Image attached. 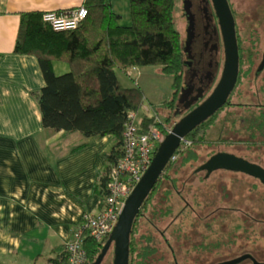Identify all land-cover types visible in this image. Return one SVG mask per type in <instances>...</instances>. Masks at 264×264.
Segmentation results:
<instances>
[{"label": "trees", "instance_id": "obj_1", "mask_svg": "<svg viewBox=\"0 0 264 264\" xmlns=\"http://www.w3.org/2000/svg\"><path fill=\"white\" fill-rule=\"evenodd\" d=\"M175 2L176 0H129L131 21L125 24L119 22L121 14L114 10L111 0H84L87 15L76 27L68 29L53 28L42 18V10H29L20 14L14 51L32 54L38 61L43 84L34 93L42 124L63 132H78L85 137L111 134V147L105 153V163L97 170L92 186V192L100 196V205L108 191L111 168L117 164L122 154L127 114L131 110L139 111L146 98L139 85H124L115 67L126 70L130 66L159 64L166 73L172 74L181 49L180 33L173 20ZM54 60L66 62L68 68L61 72L55 71ZM251 62L253 60L241 69L239 79L244 72L250 70ZM221 108L222 106L185 135L190 143H180L175 151L177 155L187 152L185 160L196 157L195 145L204 140L209 120ZM155 113H152L153 116L144 113L143 124L159 115ZM242 114V119L252 120L246 124L247 127L254 126L262 135L260 132H264V109L255 107L251 113L246 111ZM170 119L167 113L160 119L164 125H158V119H154V122L166 134L168 131H164V126L167 127ZM170 123L172 126L173 123ZM216 152H212L209 157ZM185 160L180 166L185 165ZM175 161L176 159L168 161L134 219L129 239V264H156L155 259L158 260L154 252L162 237L160 231L151 232L147 227H155L150 214L170 217L173 197L181 200L172 189L176 177H170L167 173L175 166ZM178 167L179 163L176 164V168ZM164 181L168 182V188L162 186ZM162 190L166 193L162 205L164 208L155 210L151 200ZM84 219L80 218L78 225H82ZM163 234L161 231V235ZM163 238L167 239V235ZM106 239L107 237L97 240L89 234L84 236L82 243L86 261L83 264H89L96 258ZM165 242L169 245L166 240ZM69 252L66 244L54 248L53 254L46 257V264H70ZM0 264L15 263L0 260Z\"/></svg>", "mask_w": 264, "mask_h": 264}, {"label": "crops", "instance_id": "obj_2", "mask_svg": "<svg viewBox=\"0 0 264 264\" xmlns=\"http://www.w3.org/2000/svg\"><path fill=\"white\" fill-rule=\"evenodd\" d=\"M83 2L0 0L2 261L46 264L54 248L71 239L83 214L100 207L92 186L111 147V134L85 137L44 126L34 93L43 84L38 61L32 54L14 51L22 12L70 8Z\"/></svg>", "mask_w": 264, "mask_h": 264}, {"label": "rangeland", "instance_id": "obj_3", "mask_svg": "<svg viewBox=\"0 0 264 264\" xmlns=\"http://www.w3.org/2000/svg\"><path fill=\"white\" fill-rule=\"evenodd\" d=\"M111 3L113 8L121 14L119 22L130 23L129 0H111ZM254 19L252 23L257 27L263 23V16L256 17L255 14ZM173 20L177 29L183 24L179 0H176L174 5ZM259 30L264 35V25L257 29V31ZM261 45L246 48V52L250 51L256 54V58L253 63L251 62L250 70L241 75L231 95L229 105L222 106L217 115L209 120L204 132V140L195 145L196 157L185 160L187 152L177 155L175 162L176 164L179 163V167L176 168L175 164L167 172L170 177H176L175 186H172V189L180 196L181 200L176 196L173 197L170 217L150 214L155 227L152 229L147 227L148 230L155 233L160 231L162 237L157 243L156 252H154L155 256L158 257V260L155 259L156 264H174L176 261L177 264H215L225 261L237 257L242 251L243 246L238 245V242L240 243L244 239V234L251 231L250 226L261 224V229H264L263 180L246 171L225 166L209 169L211 172L208 175H206L205 169L196 170V167L214 151L231 152L264 167V132H260L262 133L260 135L254 126L248 128L246 124L252 120L249 118L242 119V112L251 113L255 107L264 109V71L258 75L254 74L261 55ZM54 62V69L57 72L64 71L60 70V66L68 68L64 61L54 60ZM246 64L248 65V63H244L243 67H246ZM115 70L124 85H139L144 90L146 98L140 110H143L146 105L148 111L150 113L157 112L160 119L168 112V106H163L162 101L171 92V76L162 69L161 65L130 66L126 70L115 67ZM170 121L166 124L167 127L164 126L165 132L171 127ZM151 122H154V119ZM160 124L161 126L164 125L162 120L158 125ZM219 135L221 138H218ZM184 160L186 161L185 165L180 166ZM166 180L171 182L169 178ZM165 181L162 186L168 188V182L165 183ZM165 195L163 190L154 195L151 201L155 210H158L159 207L164 208L162 205ZM99 197L98 194H94L95 200ZM255 201L259 202L260 205L257 214L252 208ZM239 209L244 211V214L239 217L242 218L245 215L243 219L245 223L243 224L244 226L249 225V227L244 233H239L238 239L234 243L226 245L223 243L226 242L227 238L226 228L235 227L238 224ZM146 213H149V210H146ZM230 214L233 217L225 218V215ZM246 215L252 216V219L256 216L259 220L258 222H251V218ZM172 221L174 223H171ZM207 230H209L207 235L210 237L212 245L210 250L205 252V246L202 244L205 237L202 236V233ZM161 231L164 232L163 235H161ZM166 235L167 239L165 240L169 245H166L163 238ZM244 241L246 243L248 240L245 238ZM262 241L264 242V240ZM112 259L113 242L99 264H111ZM244 263L246 262L230 264ZM37 264L41 263L38 262Z\"/></svg>", "mask_w": 264, "mask_h": 264}, {"label": "flooded vegetation", "instance_id": "obj_4", "mask_svg": "<svg viewBox=\"0 0 264 264\" xmlns=\"http://www.w3.org/2000/svg\"><path fill=\"white\" fill-rule=\"evenodd\" d=\"M179 2L183 14V24L177 29L182 36L181 49L176 57L177 63L173 66L172 74L168 73L171 76V92L162 101L163 106H168L167 113L173 123L212 92L221 77L225 62L223 25L215 8L214 0H179ZM227 2L233 17L238 49V75L233 89L221 106L229 105L231 102V95L238 84L239 74L242 73L241 69L244 63L256 58V54L250 51L246 52V48L260 46L263 42L260 59L255 67V75L264 71V66L257 70L264 48V35L261 30L257 31L264 25V0H227ZM255 14L256 17L263 16V23L259 27L252 23ZM259 179L262 180L260 177ZM259 207L257 201L252 205L256 214L259 213ZM243 214L244 211L239 209L238 224L235 227L226 228L227 238L226 242H223L224 244L234 243L238 239L239 233H244L249 227V225L244 226L243 224L245 215L242 218L239 217ZM230 216L233 217L230 214L225 215V218ZM246 216L251 218V222L259 220L256 216L253 219L252 216ZM250 228L251 231L244 234V239L246 238L248 241L245 243L243 239L240 243L238 242V245L243 246L238 256L243 255L244 257L237 262L264 264V242L262 241L264 240V229H261V224H255ZM207 233H202L205 238H203L204 243L201 242L205 246V252L210 250L212 245Z\"/></svg>", "mask_w": 264, "mask_h": 264}, {"label": "water", "instance_id": "obj_5", "mask_svg": "<svg viewBox=\"0 0 264 264\" xmlns=\"http://www.w3.org/2000/svg\"><path fill=\"white\" fill-rule=\"evenodd\" d=\"M214 4L223 25L225 39V62L221 77L212 92L198 105L177 119L160 140L149 165L127 195L118 220L104 241L101 251L89 264H99L112 242L113 259L111 264H129L130 232L143 200L162 174L165 165L180 144L181 138L219 109L235 85L238 75V49L232 13L227 0H214ZM263 66L264 48L257 70ZM219 166L246 171L252 175L259 176L264 181L263 166L227 151H217L209 159L202 162L198 168H207L209 170ZM243 257V255H240L215 264L235 263Z\"/></svg>", "mask_w": 264, "mask_h": 264}, {"label": "built area", "instance_id": "obj_6", "mask_svg": "<svg viewBox=\"0 0 264 264\" xmlns=\"http://www.w3.org/2000/svg\"><path fill=\"white\" fill-rule=\"evenodd\" d=\"M86 15L87 7L84 3L70 8L42 12V18L55 29L74 28ZM144 113L152 115L146 105L143 110H131L127 114L122 154L117 164L111 168V179L102 204L97 211H88L84 214V223L77 225L66 244L70 251L68 258L70 264H83L86 261V252L82 243L84 236L89 234L97 240L108 237L118 220L127 195L149 165L158 143L165 135L155 122L149 120L147 124H143ZM154 119L160 120L158 115ZM187 141L184 136L180 143L185 144ZM176 156L174 152L170 159L173 160Z\"/></svg>", "mask_w": 264, "mask_h": 264}, {"label": "bare ground", "instance_id": "obj_7", "mask_svg": "<svg viewBox=\"0 0 264 264\" xmlns=\"http://www.w3.org/2000/svg\"><path fill=\"white\" fill-rule=\"evenodd\" d=\"M244 121V120H243ZM187 144H189L190 143V140H188L187 142H186ZM156 151V150H155ZM155 153V152H154ZM241 157V156H240ZM210 158V157H209ZM208 158V159H209ZM244 158V157H243ZM246 159V158H245ZM166 166V165H165ZM199 166V165H198ZM198 166L196 167V170H198L199 168H198ZM165 168V167H164ZM204 169V168H203ZM211 172V170H206V175H208L209 173Z\"/></svg>", "mask_w": 264, "mask_h": 264}, {"label": "clouds", "instance_id": "obj_8", "mask_svg": "<svg viewBox=\"0 0 264 264\" xmlns=\"http://www.w3.org/2000/svg\"><path fill=\"white\" fill-rule=\"evenodd\" d=\"M109 236V235H108Z\"/></svg>", "mask_w": 264, "mask_h": 264}]
</instances>
